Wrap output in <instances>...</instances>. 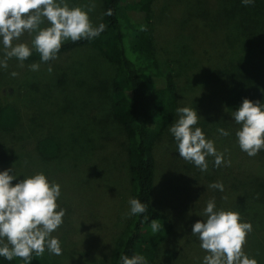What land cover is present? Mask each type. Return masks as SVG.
I'll list each match as a JSON object with an SVG mask.
<instances>
[{"label":"rangeland","instance_id":"1","mask_svg":"<svg viewBox=\"0 0 264 264\" xmlns=\"http://www.w3.org/2000/svg\"><path fill=\"white\" fill-rule=\"evenodd\" d=\"M129 2L123 0L122 5ZM67 3L85 11L94 3L90 20L93 26L101 22L103 0H67ZM260 19L264 26V0H253L247 6L242 0H156L150 13L155 38L153 52L157 66L174 75L178 87L177 108L189 107L196 111L208 96L211 73L218 70L223 73L228 68V77L246 79L245 74L255 64L260 72L258 77L262 75L264 81V28L257 30L253 26L254 20ZM47 26L45 21L41 28ZM203 28L218 29L223 33V40H227L228 54L224 62L219 61L218 68L214 50L207 42L203 41L201 47L196 43ZM33 38L34 34L26 32L13 44L26 43L31 47ZM3 59L4 49L0 44V60ZM7 63L6 69L0 68V106L11 105L19 117L13 127L0 128V172L12 170L9 174L16 177L13 186L36 173H43L49 182L60 185L57 203L66 210V215L63 224L51 235L59 239L62 254L56 256L47 250L44 254L64 264H111L116 241L132 217L129 144L111 115V80L116 67L91 46L60 52L58 59L48 63L26 60L21 67L16 58ZM34 63L40 65L38 71L30 70L29 65ZM13 72L18 75L13 77ZM252 87L264 91L261 84ZM216 106L221 107L222 113L209 122L198 120L196 127L202 129L207 140L213 141L225 162L231 161L230 166L225 163L216 167L214 157L207 156L208 169L202 172L179 156L177 143L169 131L178 119L177 111L156 142L153 153L156 162L161 164L160 175L166 173L165 161L167 166L171 162L168 169L172 185L170 182L168 186L174 198L167 202L177 227L162 240L155 264H202L207 253L201 249L198 237L192 235V226L206 220L203 213L209 200L214 199L216 210L238 212L241 222L250 223L249 212L257 210L256 205H250L238 211L230 207L231 198L217 205L221 191L209 188L214 182H222L230 189L228 185L235 178H243L250 171L264 178V166L254 161V165L250 164L249 159H244L237 140L231 134L225 137L217 131L223 128L230 133L227 116L231 104ZM45 138L52 139L57 146L56 154L49 159L37 147ZM156 182L153 197L161 205L164 187L162 179ZM167 191L164 188L166 195ZM225 193L224 190L222 196ZM256 226L252 225L243 250L250 258L256 257L258 264H264L257 257L260 252L253 250V247L263 249L264 225L261 231Z\"/></svg>","mask_w":264,"mask_h":264},{"label":"trees","instance_id":"2","mask_svg":"<svg viewBox=\"0 0 264 264\" xmlns=\"http://www.w3.org/2000/svg\"><path fill=\"white\" fill-rule=\"evenodd\" d=\"M122 1L103 0V17L100 23L106 27L99 37L91 40L81 39L75 43L69 41L62 45L60 52L91 46L98 49L102 56L116 67V73L111 80V115L114 122L122 129L129 144L131 199H138L146 206V210L142 214L132 215L126 230L116 241L111 264H122L121 255L129 258L143 256L145 264H155L162 240L177 227L174 216L168 210L167 202L170 198L172 200L174 198L169 194L172 176L168 168L171 162L167 166L165 161L166 173L162 172L163 174L160 175L161 164L156 162L153 152L156 142L168 129L176 114L179 104L178 87L172 72L161 70L155 62L153 52L155 38L150 24V13L156 0H130L125 6L122 5ZM253 4L259 5L258 2ZM109 9L112 14L106 15ZM260 21L262 20H254L253 26L257 30L264 28ZM250 28L253 29L252 26ZM198 35L196 43L199 47L203 41H206L214 50L218 68L219 61L224 62L228 54L226 51L228 43L226 39L223 40L222 31L203 28ZM33 60H40L36 51H33L27 61ZM252 67V71L245 74L246 79L241 76L228 77V68L223 73L216 68L217 72H212V77L207 82L208 96L196 109L198 120L209 122L222 113L221 107L218 108L216 105L225 107L231 104L227 120H229L230 136L235 141L236 131L240 125L234 121L233 113L239 108L238 102L248 99L252 102L262 101L261 103L264 104V91L252 87L254 84L256 86L261 84L264 87V81L262 75L258 77L260 73L258 67L255 64L250 68ZM214 88L217 89L216 93ZM211 99L214 101L211 102ZM18 117V112L11 105L4 103L0 106L1 129H9L16 125ZM37 147L39 153L48 159L54 157L57 152V146L50 138L40 140ZM243 153L244 159H249L250 164L254 161L253 163L264 166V150L255 157ZM159 179H162V187L168 188V195L164 193L163 188L161 205H158L153 197L156 181ZM228 186L230 189L225 186L226 193L223 196L222 192L218 193L220 198L217 205H222L220 203L225 197L232 199L230 207L238 211L256 205L257 210L250 211L247 217L248 221L252 225L257 224V229L261 231V225H264V178L260 179L250 171L243 178H235ZM152 220L159 221V232H152L150 226ZM260 248L253 247V250L260 252V256L257 257L264 260V245L263 249ZM0 264H25V262L20 258L8 261L0 257ZM32 264L64 263L46 254L42 256L33 254Z\"/></svg>","mask_w":264,"mask_h":264},{"label":"clouds","instance_id":"3","mask_svg":"<svg viewBox=\"0 0 264 264\" xmlns=\"http://www.w3.org/2000/svg\"><path fill=\"white\" fill-rule=\"evenodd\" d=\"M253 0H242L247 6ZM95 4L87 6V11L80 6L70 7L67 0H0V44L3 45L4 59L0 68H7V61L16 58L23 67L33 49L39 54L42 63L58 59V53L64 42L91 40L105 31V25L93 26L89 12ZM106 15H111L109 9ZM47 21L48 26L41 28ZM34 34L31 47L26 43L13 44L24 33ZM39 64L29 65L30 70L38 71ZM49 73L52 68H48ZM16 77L18 73H11ZM178 119L169 131L177 143L179 156L193 163L202 172L208 169L207 156L214 157V165L220 167L226 163L222 153H218L211 140H207L198 123V114L189 107L176 109ZM236 124L237 142L241 151L249 157H255L264 150V104L244 99L233 113ZM221 136L230 133L223 128L217 129ZM11 169L0 172V257L8 261L22 259L25 264H32V255L42 256L47 250L59 256L62 254L61 243L51 234L62 224L66 210L57 203L61 195L59 184L51 183L43 173L16 180L10 175ZM211 189L224 191L222 182L209 185ZM226 199V197H225ZM130 214H142L146 206L138 199H130ZM206 220L197 221L192 226V235L198 237L200 247L207 255L202 264H258L244 252L247 236L252 232V224L241 222L238 212L216 210L215 201L209 200L204 209ZM153 233L160 231L158 220L151 221ZM122 264H145L143 256L129 258L120 256Z\"/></svg>","mask_w":264,"mask_h":264}]
</instances>
